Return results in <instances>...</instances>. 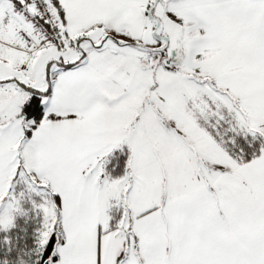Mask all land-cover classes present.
Instances as JSON below:
<instances>
[{
	"label": "snow or ice",
	"instance_id": "1",
	"mask_svg": "<svg viewBox=\"0 0 264 264\" xmlns=\"http://www.w3.org/2000/svg\"><path fill=\"white\" fill-rule=\"evenodd\" d=\"M0 264H264V0H0Z\"/></svg>",
	"mask_w": 264,
	"mask_h": 264
}]
</instances>
